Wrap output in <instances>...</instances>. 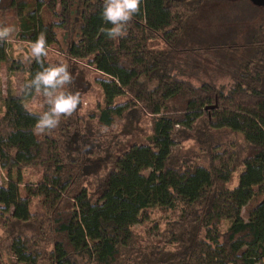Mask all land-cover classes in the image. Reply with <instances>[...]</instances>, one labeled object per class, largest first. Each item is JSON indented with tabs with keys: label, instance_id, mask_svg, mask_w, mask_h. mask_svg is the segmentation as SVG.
Wrapping results in <instances>:
<instances>
[{
	"label": "trees",
	"instance_id": "obj_1",
	"mask_svg": "<svg viewBox=\"0 0 264 264\" xmlns=\"http://www.w3.org/2000/svg\"><path fill=\"white\" fill-rule=\"evenodd\" d=\"M198 2L139 0L125 34L110 38L104 0H0V27L10 11L17 39L33 43L44 36L46 49L58 43L56 29L74 23L76 36L65 52L100 73L103 105L95 117L101 126H112L133 107L152 117L145 141L120 150L101 174H90L86 187L78 158L65 150L73 132L42 139L34 134L38 114L24 101L42 90L23 86L20 94L4 97L0 90V169L8 178L0 184V211L27 222L31 198L39 196L51 218L39 221L51 232V248L16 236L9 246L14 264H264V40L252 36L255 53L235 67L227 85L194 86L177 77L166 55ZM8 56L7 39L0 40V62ZM19 64L14 69L26 73V84L53 63L45 55L41 63L30 58ZM197 123L239 133L242 144L215 148L208 166L175 164V134ZM32 165L43 168L42 180L22 196L12 172ZM238 165L236 184L229 187ZM151 207L177 212L163 245L142 244L132 230Z\"/></svg>",
	"mask_w": 264,
	"mask_h": 264
},
{
	"label": "rangeland",
	"instance_id": "obj_2",
	"mask_svg": "<svg viewBox=\"0 0 264 264\" xmlns=\"http://www.w3.org/2000/svg\"><path fill=\"white\" fill-rule=\"evenodd\" d=\"M3 21L4 26L13 29L7 38L8 60L0 62V90L4 97L8 91L21 93L26 73L14 67H17L16 63L19 66V62L25 66L32 58V43L17 39V21L10 11L5 13ZM186 21L183 33L175 47L168 51L166 60L177 77L194 86L204 82L227 85L235 67L255 53L252 36L264 40V6L253 5L249 0H199L196 10ZM73 26L71 22L64 30L56 29L58 43L46 49V58L53 64L63 63L69 67L73 80L64 87L78 95V106L71 114H62L55 128L40 130L36 127L34 134L42 139L62 134L68 137L66 130L73 132L65 150L74 159L78 158L75 161L80 168V181L87 187V183L92 182L90 174H101L120 150L133 142L145 141L150 135L152 117L142 112L140 107H133L110 127L101 126L97 122L95 116L98 107L103 105L102 91L97 83L100 73L84 60L67 56L65 49L76 36ZM154 40L159 47L163 46L157 38ZM126 98L120 97L117 101ZM24 103L28 111L36 114L42 113L47 106L45 96L39 92ZM2 112L3 102L0 100V117ZM175 139L177 144L173 151V161L177 165L186 163L208 166L212 154L216 153L212 152L215 148L242 144L239 133L228 129H207L201 123H197L192 131H179ZM240 168L239 165L236 167L228 183L229 187L236 184ZM43 173L41 166H24L14 170L11 178L24 196L28 186L40 183ZM7 182L6 172L0 169V184ZM40 198H31L29 209L33 217L27 222L13 220L0 211V264H14L9 246L12 239L19 235L30 241L37 239L38 248L42 250L51 248L47 240L51 232L45 224L39 222L42 215L47 217L39 205ZM145 214L139 223L132 226L133 232L142 244L160 242L163 245L167 223L177 212L151 207ZM242 216L246 218L245 208ZM47 218L51 222V218ZM41 234H45V240L40 241Z\"/></svg>",
	"mask_w": 264,
	"mask_h": 264
},
{
	"label": "clouds",
	"instance_id": "obj_3",
	"mask_svg": "<svg viewBox=\"0 0 264 264\" xmlns=\"http://www.w3.org/2000/svg\"><path fill=\"white\" fill-rule=\"evenodd\" d=\"M139 0H104L102 19L111 27L106 29L110 38L122 37L133 15L138 11ZM13 31L10 26L0 27V40L8 38ZM45 37L39 36L30 46L31 57L41 63L46 55ZM73 80L69 67L63 63L42 65V70L35 73L24 88L42 90L48 105L47 110L38 114L36 127L40 130L53 129L62 114H71L78 106L79 97L64 86Z\"/></svg>",
	"mask_w": 264,
	"mask_h": 264
},
{
	"label": "water",
	"instance_id": "obj_4",
	"mask_svg": "<svg viewBox=\"0 0 264 264\" xmlns=\"http://www.w3.org/2000/svg\"><path fill=\"white\" fill-rule=\"evenodd\" d=\"M253 5L264 6V0H249Z\"/></svg>",
	"mask_w": 264,
	"mask_h": 264
}]
</instances>
